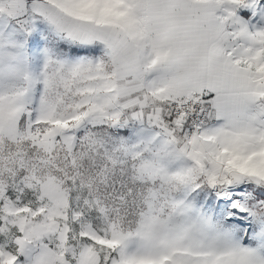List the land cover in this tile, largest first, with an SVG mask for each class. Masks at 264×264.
Returning a JSON list of instances; mask_svg holds the SVG:
<instances>
[{
  "label": "snow or ice",
  "instance_id": "obj_1",
  "mask_svg": "<svg viewBox=\"0 0 264 264\" xmlns=\"http://www.w3.org/2000/svg\"><path fill=\"white\" fill-rule=\"evenodd\" d=\"M0 264H264V0H0Z\"/></svg>",
  "mask_w": 264,
  "mask_h": 264
}]
</instances>
